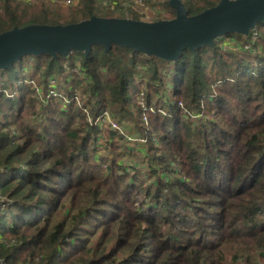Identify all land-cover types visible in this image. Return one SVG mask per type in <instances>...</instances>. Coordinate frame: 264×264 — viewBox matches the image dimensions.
I'll list each match as a JSON object with an SVG mask.
<instances>
[{"label": "trees", "instance_id": "trees-1", "mask_svg": "<svg viewBox=\"0 0 264 264\" xmlns=\"http://www.w3.org/2000/svg\"><path fill=\"white\" fill-rule=\"evenodd\" d=\"M102 1L80 0L64 14L0 0V33L93 15L138 19L123 13L128 7L100 13ZM181 1L188 15L219 2ZM164 7L174 18L168 0ZM224 38L234 49L224 48ZM26 78L44 83V94L50 80L63 86L67 110L52 98L45 104ZM0 81L1 89H17L0 92L6 264H264V21L174 62L93 46L87 56L23 57L0 70ZM102 110L120 131L104 127L103 135L88 123ZM127 124L142 131L145 144L128 142ZM104 143L108 155L100 152ZM124 144H141L134 149L147 155L150 182L130 171Z\"/></svg>", "mask_w": 264, "mask_h": 264}, {"label": "water", "instance_id": "water-1", "mask_svg": "<svg viewBox=\"0 0 264 264\" xmlns=\"http://www.w3.org/2000/svg\"><path fill=\"white\" fill-rule=\"evenodd\" d=\"M174 18L155 21L100 17L65 25L30 24L0 33V70L27 56H87L93 46L108 53L113 45L145 56L174 62L185 50L213 45L227 34L246 36L264 21V0H219L196 15H188L181 0H168Z\"/></svg>", "mask_w": 264, "mask_h": 264}, {"label": "rangeland", "instance_id": "rangeland-1", "mask_svg": "<svg viewBox=\"0 0 264 264\" xmlns=\"http://www.w3.org/2000/svg\"><path fill=\"white\" fill-rule=\"evenodd\" d=\"M23 1L30 3L32 5L42 4L47 8H50V9L55 8V9L60 10L62 13L67 14L71 10L76 9V7L79 5L80 0H72L71 4H67L66 0H23ZM104 1H105V3H103V4H100L101 2L96 3L100 13H106V12L108 13V10L106 11V9L110 8L107 4L111 1L110 0H104ZM164 1H166V0H142L141 4H140V1H137L138 3L135 2L134 3L135 5H134L131 1L129 2L128 0H122V1H120V3H122V2H126V3L124 5H120V3H117L116 6L119 9L124 10L123 8H126L125 5H128L129 7L126 8L128 11L127 10L123 11L124 14L129 12L128 14L136 15L139 20H145V21H153L154 20L155 21V20H158L159 18L169 19L168 14L166 12V8L164 7ZM152 3H153V5H152ZM232 40L233 39L224 38L225 44L230 43V45H228L224 48H226V49H232L233 48L234 49V45H233V43H231ZM30 64L32 65V62H30ZM26 69H28V68H26ZM27 72L28 71L25 70V71L17 72V73L19 75H29ZM29 72L32 73L33 70L30 68ZM48 79H52V78H48ZM18 82L21 83V79ZM23 82H25L27 85L29 84L30 86H32L34 93H37L36 87L38 86V83L33 78H28V79L26 78ZM17 84L18 83H16V85ZM53 84H57V83L53 82ZM1 85H2V82L0 81V92H3L7 96L16 95V93H17L15 91V90H17L16 88H14L13 92H12L10 90V87L1 89ZM43 85H44V83H42V85H39L38 89L42 90L44 88ZM57 87H58V89H57ZM62 87L63 86H61L59 83L57 85H55L53 88H56V90L54 92L57 96H51V98L54 99V101H56V103L59 104L60 106L63 105L62 109L67 110L68 104L65 103V101H66V98H68V97L64 96V92L62 91ZM169 87H171V86H169ZM76 92L83 99L81 92L80 91H76ZM38 95L45 104H48V100L51 99L50 97H46L43 92L38 94ZM51 101H53V100H51ZM74 102L77 105L79 104V103H77V100H74ZM130 107L133 109L132 105ZM87 115H88V113H87ZM136 115L137 114L135 113V116ZM191 118L192 119L196 118V115H191ZM126 129L128 130V134L130 136H132L133 138H139L140 134H142V131H141V133L136 131L137 129H136L134 124H131V125L127 124ZM146 129H148V130L150 129L149 125L146 126ZM105 132H106V128H104L102 130V134L105 135ZM102 139L105 140L104 138H102ZM102 142H104V141H102ZM133 143H136V142H133ZM143 144H145V143H143ZM139 145H141V144H135L134 146L132 144H129V145L124 144V145H121L120 150L122 151V155L124 157L126 165L130 169V171L132 172V169H134V168L139 169L142 173L143 178L145 180L149 181L152 177L150 176V173L147 170V166L144 165V162L146 161V159H144V158H146L147 155L143 156L142 154L137 153L136 150L134 149V147L139 146ZM108 151H109V148H108L107 144H105V143L102 144L101 148H100V152L102 154L108 155ZM142 157H143V159H142ZM0 264H6V263L2 259H0ZM24 264H26V263H24Z\"/></svg>", "mask_w": 264, "mask_h": 264}, {"label": "built area", "instance_id": "built-area-1", "mask_svg": "<svg viewBox=\"0 0 264 264\" xmlns=\"http://www.w3.org/2000/svg\"><path fill=\"white\" fill-rule=\"evenodd\" d=\"M71 1L72 0H66V3L67 4H71ZM120 1H122V0H120ZM129 2L131 1L133 4L135 3V2H137V1H140V4H141V2H142V0H128ZM103 3H105V1H102V4ZM126 2H122V3H120V5H124ZM138 3V2H137ZM116 2H109L107 5L111 8V9H114V6H116ZM139 4V5H140ZM135 5V4H134ZM126 7H129L128 5H125ZM159 19H164V18H159ZM145 21V20H144ZM154 21V20H153ZM255 38V37H254ZM254 38H253V40H254ZM54 87V84H53V82L50 80L49 81V85H48V88H47V91H46V93H45V96L46 97H50L51 98V96H57L56 94H55V88H53ZM36 92H37V94H40V93H42V91L41 90H39L38 88H36ZM142 95L140 96V98H139V104H140V106L142 107V109H144V110H146L147 108L144 106V103H143V101H142ZM72 99L73 100H77V103H80L79 101H80V95L78 94V93H74L73 94V96H72ZM66 102H67V98H66ZM180 104V103H179ZM181 105V104H180ZM87 121H88V123L90 124V125H97L99 128H104V127H108L109 129H111V130H114V131H120V127H119V125L114 121V120H112L111 119V117H110V115H109V113H108V111H106V110H102V111H100L99 112V114H97L95 117H90V115H88L87 116ZM147 126V125H146ZM146 130H148V129H146ZM122 132V131H121ZM128 142H130V143H133V142H137V143H143V142H145V138H133V137H129L128 138Z\"/></svg>", "mask_w": 264, "mask_h": 264}, {"label": "crops", "instance_id": "crops-1", "mask_svg": "<svg viewBox=\"0 0 264 264\" xmlns=\"http://www.w3.org/2000/svg\"><path fill=\"white\" fill-rule=\"evenodd\" d=\"M152 5H153V3H152ZM143 155V154H142ZM142 159H143V157H142Z\"/></svg>", "mask_w": 264, "mask_h": 264}]
</instances>
